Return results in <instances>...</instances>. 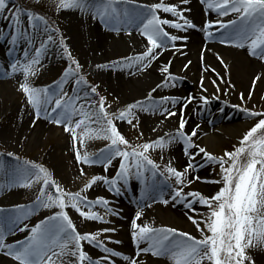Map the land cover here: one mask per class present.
Masks as SVG:
<instances>
[{"label": "snow or ice", "instance_id": "obj_1", "mask_svg": "<svg viewBox=\"0 0 264 264\" xmlns=\"http://www.w3.org/2000/svg\"><path fill=\"white\" fill-rule=\"evenodd\" d=\"M9 2L10 0H0V15L7 11ZM125 2L126 0H59L57 4V11L78 9L91 13L93 19H99L110 30L119 31L122 26L136 22L140 35L146 40V50L123 60L113 61L109 65L98 64L97 69L135 68L143 72L158 60L169 46L175 50L174 54L179 52L186 55L182 52V47L187 46L189 37L171 34L167 28L185 33L190 29L196 30L198 26L185 16V12L190 9L160 0L151 5H136L138 11L130 13L127 8L120 7ZM188 2L189 0H181V4ZM207 7L220 17L233 15L235 18L226 22L222 19L206 20L199 28L206 39L213 36L209 29L222 30L221 43L247 47L250 55L264 60V0H207ZM161 13L169 14L173 19L163 18ZM5 18L11 21L12 32L7 35L0 32V39H8L14 47L24 40L29 48H34L31 58L28 49H25L24 60L17 59L10 64L11 74L23 75L19 90L34 110L33 124L43 118L58 126L62 125L64 131L71 136L74 158L78 164L98 165L105 173L113 166L114 161L118 160L119 166L114 177L94 175L78 191L71 192L62 188L43 165L28 161L19 165L12 177V183L24 188H32L34 184L40 187L32 205L17 206L19 215L13 223L26 219L41 208L53 211L50 216L30 229L27 225L20 228L19 231H29V235L14 244L5 243L4 231L0 229V252L3 255L17 264H114L111 257H120L127 264H144L140 259L141 254L167 257L173 264H256L250 250L264 251V112L242 109L250 117H260L258 122L243 135L239 146L217 158L195 142L193 138L197 137L196 128L191 133L184 131L187 124L184 111L196 100L194 94L183 98L163 96L159 100L152 97V93L158 89L175 87L176 82L183 79L171 73V60L160 66L163 79L148 93L145 101H135L109 111L112 105L97 91L98 86L88 84L82 74L83 66L72 57L63 37L59 43L63 47L69 66L52 85L33 86L30 77L39 71L37 66L41 65L42 56L49 44L54 42L52 33L58 32V29L53 28L43 14H37L34 10L25 11L21 7H16L11 15ZM37 39L40 44L35 47ZM177 41L183 42L182 47H177ZM217 60L225 69L228 68L218 54ZM191 63L192 61L188 60L184 69L187 70ZM203 71L207 72L209 68L205 67ZM211 71L215 72V69ZM216 75L219 77L218 73ZM262 79L264 73L254 76L253 89ZM219 81L230 84V81H225L223 77H219ZM210 82L218 92V81L214 79ZM69 83L72 85L71 95L65 91V86ZM200 89L202 92L207 91L203 77ZM251 96L250 91L249 99ZM199 100L204 105L209 103V98L204 95H201ZM169 104L171 108L165 106ZM177 105L179 126L175 134L166 133L164 137L150 142L132 144L119 130L117 122L138 127V112L141 111L158 112L164 119L175 117L178 113L173 109ZM76 117L79 118L75 119ZM77 130L81 131L78 133ZM85 139H103L108 141V144L95 155L86 151L82 154L77 144L83 146ZM174 142H182L184 155L188 157L183 170L173 167L171 162L163 166L157 164L149 155L151 150H163ZM193 149L195 151H192ZM197 157H200L199 162ZM208 164L219 165L220 180H202L198 174L194 175ZM79 173L81 176L86 175L83 168L79 169ZM158 176L162 177V180L157 181ZM133 177L144 184V196L148 198H154L152 194L159 190L160 185L168 187L171 201L182 204L187 210L185 215L202 233L201 239L174 228L138 224L137 221L143 215L142 210H137L131 220V239L135 245V252L131 256L107 246L108 243L119 244V240L113 241L111 237L100 239L105 233L116 232L115 228L84 233L77 230L69 215V209L75 210L84 221L100 223L109 221L94 210L97 207L103 208L106 215L119 214L109 206L108 198L97 196L95 199H89L85 193L94 185L102 184L106 191L119 196L122 189H127ZM169 180L174 181V184H168ZM196 181L222 186L211 196H205L199 191L185 192V188H190ZM161 202L168 204L169 200L163 199ZM137 203L139 206L143 200ZM197 204L208 209L207 215L200 220L196 219ZM3 211L0 209V212ZM201 223L204 224L203 229L200 228ZM85 243L99 249L104 255L92 259L84 249ZM141 243H146L147 246L140 247ZM63 257H69L70 260L65 262Z\"/></svg>", "mask_w": 264, "mask_h": 264}, {"label": "rangeland", "instance_id": "obj_2", "mask_svg": "<svg viewBox=\"0 0 264 264\" xmlns=\"http://www.w3.org/2000/svg\"><path fill=\"white\" fill-rule=\"evenodd\" d=\"M167 1L169 3H175L182 8H186L185 6L187 5L181 4V0ZM58 2L59 0H10L7 11L3 15H0V26H5L2 32L6 35L12 32V27L11 21L9 19H6L5 17L11 15L12 11H14L16 7H21L25 11L34 10L37 14H43L48 20L49 24L53 28L58 29V32L52 33L54 42L49 44L46 52L42 56L41 65L37 66L39 68V71L35 76L30 77L31 84L35 87H47L49 85H52L55 81L60 79L63 71L69 66V61L64 54L63 47H61L59 43L60 38L63 37L64 44L71 52L72 57L78 60L79 63L83 66L82 74L85 76L88 84L92 86H98L97 91L100 93V95L105 96L108 100V103L112 105L109 111H114L118 108L124 107L126 104L140 101V98L141 100L143 99L142 101H145L146 99L144 98L143 93L140 95V93L131 94L123 92L122 94H120L118 92L117 86L119 80L117 81V78L126 73L130 75L137 72L135 68H96V64H94L90 59L91 57L87 53H83L84 47L81 44L80 39H78V34L76 33L77 29H80V26L78 25V18L76 15L77 13H79L78 9H75V11L73 10L74 14L70 12V9L57 11ZM63 11H67L69 14H63ZM234 18V16H215L216 20L222 19L225 22ZM26 26L27 22L25 19V27ZM181 33L182 32H178L175 29L171 31V34L174 35H178ZM41 35L43 36V34ZM39 44L40 40L37 39L35 41V47H38ZM25 49H28L29 58H31L34 55V48H29L28 44L24 40H21L14 47L8 42V39H0V85L10 82L11 79L8 75L9 70L7 69H9L10 64L15 60H24ZM11 54L14 56L13 59L10 58ZM177 54L178 52L173 56L176 58L172 59L177 60L174 66L177 67L178 72H176L175 75H177L178 77H182L183 79L178 80L175 87L169 86L165 87V89L173 88L183 90L187 92V96L190 94H194L195 96H197V94L193 92L194 84L192 80L194 79V81H196L198 78L195 75L189 74L188 69H184L185 64L181 60L183 59V57L180 53V55L177 57ZM126 57L128 56L124 54L123 56H112L107 58V62L103 63L102 65H109L113 61H120ZM3 64L8 66V68L5 69ZM113 71L115 73H113ZM22 82L23 75L21 74L20 83ZM19 84H17L11 91L7 88H0L1 91L6 90L5 92L7 93V95L5 94L6 98L3 101L0 100V131L6 130L7 128H12L14 125H16V121L18 119V110L28 105L25 95L19 90ZM71 88V83L65 86V91H68L70 95ZM263 90L264 85H260L259 83L256 84L254 89L252 87L250 90H245L242 87L236 88L235 86L230 85L227 88H222V90L220 88L218 92L212 85L211 90L203 92L201 94L199 93L200 96H207L209 98V103L207 105H204L202 104V102H200L199 97L196 98L198 102V108L197 110L194 109V119L196 123H199V125L202 127V131L198 132V137L193 138L195 142L201 147H205L217 158L223 156L226 151H233L235 147L239 146V141L242 139L243 135L247 131H249L250 128L254 126L260 118L250 117L246 114L245 111H242V109L264 112V94L262 93ZM250 91L252 92V96L249 99ZM142 92H145V90ZM241 94H243V99H241ZM217 96L219 97V99H216ZM147 115H151V112H138L139 125L135 128L128 125L127 123L117 122L121 133L132 144H143L145 142L156 140L159 137H163L160 133L152 132L150 130L149 117H147ZM78 118L79 117H76L75 119ZM227 119H239L243 121L244 125L240 132L235 133L234 136L229 135L224 136L223 138H217L218 140H216L214 143H205V132L209 134L210 132H212V134H215L216 131H219L218 128L221 129L223 127V124ZM49 125L51 128L46 132L36 130L26 133L23 131L24 134H21V136L17 138V142L14 143L11 141L9 142V140H5L0 136V163L14 169H17V167L19 165H22L25 161L43 165L52 173L53 178L58 184H60L62 188L67 191L76 192L81 187H83V185L87 183V181L92 176H94L92 167L95 166L78 164L74 158L75 152L73 150V141L70 134L64 131V127L62 125L58 126L51 122H49ZM77 131L79 133L81 130ZM141 133H143V135H141ZM107 144L108 141L103 139H85L83 146H80L79 144H77V146L80 147V151L82 154L86 151L89 154L95 155ZM192 151H195V149H193ZM9 153H11V155H9ZM149 155L150 158L157 164L163 166L168 162H171L172 166L176 167L175 165H173L172 154L166 148L163 150H151ZM116 162L117 164H114V168L112 166L114 170H117L119 166V161L117 160ZM80 168L84 169L86 175H80ZM198 173L201 174L200 177L202 178V180L217 181L221 178L220 167L217 164H208L204 168H201ZM156 180L160 181L162 180V177L158 176L156 177ZM137 181L140 182V191L144 193V184L140 180H137L133 177L130 180L127 189H122L121 195L116 196L112 193L107 194L106 198H108L110 201L109 206L115 212H118V215H106L104 209L100 207L94 209L95 211H98L102 216H104L105 219L109 221V223L84 221L83 218H81L75 210L69 209V215L75 223L77 230L81 233H84L96 232L103 228H115L116 232L105 233L100 237V239L111 237L113 241L119 240V244L108 243L107 246L114 250H122L124 253L129 251L130 249H126L127 246L123 238L122 222L124 213L122 212L123 203L121 199L123 198V195L127 194L125 192L133 191L136 194L135 196H137L136 189H138L139 187L137 186L138 183L135 184ZM149 183H151L150 179ZM167 183L174 184V181L169 180ZM221 186L222 185L220 184L204 183L202 181H198V183H194L190 188H185V192L199 191L205 196H211L214 195ZM39 187L40 185L38 184H34L32 188H24L20 187L19 185L14 186L16 191L14 197L4 200L1 203L0 209L4 211L0 212V220L2 219L3 227L7 229L8 226L11 231L10 234H6L5 236L6 244L10 243L11 237H19L17 241L24 240L29 235V231H19V229L24 228L25 225H27V228L30 229L31 227L39 223L38 221L40 220L38 219L40 218L41 214H46L44 213L45 209L41 208L33 214L29 215L26 219H21L20 221L13 224L10 223L15 220V217L17 215H19V212H17L16 210L18 205L30 206L33 204L38 194ZM162 189L163 191H165V195H168V198H170V189L166 186H164V188ZM5 192L6 190H1L0 196H2ZM157 192L153 193L152 195L156 196ZM85 195H87V193H85ZM144 199L145 198H143V196L134 198L135 202ZM5 201L6 203H4ZM119 202H121L122 205H120ZM196 208L197 220H200L204 215H207L208 209L206 207L197 204ZM186 211L187 210L185 208L179 209L180 215L176 218L161 215L158 218L157 225L174 228L179 232L196 235L197 239H201L202 233L198 231L197 227L187 218V216L185 215ZM189 214L191 215V213ZM200 228H204L203 223L200 224ZM205 234L207 233L205 232ZM84 248L95 250L97 253H99L98 257L104 255L99 249L93 248L86 243L84 244ZM250 252L254 255L256 264H264V251H261L260 249H251ZM62 259L67 260L70 258L63 257ZM111 259L114 262L121 260V258L119 257H111Z\"/></svg>", "mask_w": 264, "mask_h": 264}, {"label": "bare ground", "instance_id": "obj_3", "mask_svg": "<svg viewBox=\"0 0 264 264\" xmlns=\"http://www.w3.org/2000/svg\"><path fill=\"white\" fill-rule=\"evenodd\" d=\"M160 2V0H126L124 4L129 7L128 11L130 13H135L138 11L136 5H151L153 3ZM164 3H169L167 0H163ZM190 11L185 12V16H187L193 23H195L198 28L196 30L190 29L187 33L182 32L178 34L180 36L187 35L189 37L187 41V46L182 47L183 42L177 41V47H182V52L186 53V55H182L183 59H181L184 64L187 63L188 60H191L192 63L188 68L189 74L197 76V80L193 81L194 87L193 92L197 94V97H200V94L203 93L200 89V81L201 77H203L204 85L207 88V91L212 89V84L210 81L217 80L220 84V88H227L230 85L235 86L236 88L242 87L245 90H250L252 88V80L254 76L258 74L264 73V60H261L258 56H252L249 54V50L247 47H236L234 45L221 43V32L217 31L215 28L209 29L213 33V36L210 38H205L203 32L199 30L201 26H203L204 22L214 21L217 13L214 10H210L207 7V0H189L187 5L185 6ZM73 10L70 9V12L73 13ZM77 13L78 25L80 29H77L78 39H80L81 44L84 47L83 53H87L91 58V61L98 65L107 62V58L112 56L126 55L128 57L138 55L146 50V40L143 36L140 35L139 30L136 27V22H133L127 26H122L121 30L115 31L110 30L108 27L103 25L99 19H93L91 13H85L78 10ZM63 14H69L67 11H63ZM74 14V13H73ZM163 18L173 19L169 14L161 13ZM233 16V15H229ZM5 26H0V32L4 30ZM167 30L171 33L172 28H167ZM81 45V46H82ZM174 49L169 46L167 51H164L158 60L154 61L151 66L143 71H137L133 74H124L121 77L117 78L118 82V92L122 94L123 92L131 93V94H139L143 93L144 98L148 97V93L156 87L157 84L161 83L163 79V75L160 72V66L167 63L171 60V73L175 74L178 72L176 64L177 60L173 58ZM203 51V61H201V52ZM217 54L223 58L224 63L228 66L227 69L224 68L223 65L217 60ZM179 52L177 57L179 56ZM10 58L13 59L14 56L11 54ZM4 62V61H3ZM173 64V66H172ZM4 68L7 69L8 66L4 65ZM208 67L209 71L204 72L203 68ZM211 69H215V72L211 71ZM9 77L10 82L0 85V88H7L10 91L15 88L17 84L20 83V73L11 74V67H9ZM136 70V69H135ZM113 73H115L113 71ZM219 74V77H223L225 81H230L229 83L220 82L219 77L216 74ZM178 74V73H177ZM115 77V76H114ZM115 78V79H116ZM260 85H264V79L258 81ZM7 84V85H6ZM137 90V91H136ZM145 92H142L144 91ZM6 90H0V100L3 101L6 97ZM200 93V94H199ZM264 94V90L262 92ZM163 96L168 97H177L183 98L187 96V92L178 89H165V87L158 89L156 92L152 93V97L155 100H159ZM143 100V99H142ZM140 98V101H142ZM197 100H194L192 104H189L188 107L184 111V118L187 121L186 127L184 131L186 133H191V131L196 128L197 129V137L198 132L202 131V127L199 123H196L194 119V109L197 110ZM166 107L171 108V105H165ZM174 111H177L178 115L175 117H171L168 119H164L158 112L151 113V115H147L149 117V128L152 132L160 133L163 137L166 133L175 134L178 126H179V105ZM18 119L16 121V125L12 128H7L6 130L0 131V136L9 140V142H17V138L23 135L24 132L36 131L39 130L41 132H46L51 127L49 125V120L47 119H39L34 120V111L31 106L27 105L22 107L17 112ZM197 125L199 126L197 128ZM244 125V122L239 119H227L223 124V127L216 131L215 134L212 132H205V143H214L217 138H223L224 136H234L235 133H239ZM34 129V130H33ZM166 149L172 154L173 165L177 167L179 170H183L184 166L188 162V157L184 155L183 144L182 142H174ZM200 161V157H197V162ZM117 164L116 161L113 162ZM112 167L108 169L105 173L101 166L96 165L92 167V171L94 175H107L108 177H114L116 174V170ZM16 169L5 166L0 163V191L6 190V192L0 196V205L4 200H7L11 197H14L16 191L14 186L16 184L12 183V177L15 173ZM201 175L199 173H194V175ZM138 183V184H137ZM195 183H198L196 181ZM10 184V185H9ZM135 184L137 186L140 184L137 181ZM140 187V186H139ZM164 186L160 185L156 196L154 198H148L144 196V193L141 188L136 189V194L131 192H125L127 194L123 195L121 199L123 203V238L126 243V249H130L126 253L122 250H116L121 252L124 255H133L135 252V245L131 239V220L135 217V213L137 210H142L143 215L140 220L137 221L138 224H147L156 228H169L167 226H158L157 221L158 218L163 215L166 217L176 218L180 215L179 209L184 208L180 203H173L168 195H165V191H163ZM109 192L106 191L105 186L102 184L94 185L92 189L87 192V196L89 199H95L97 196L106 197ZM145 198L143 203L139 204L135 202L134 198L136 197ZM163 199H168L169 203L164 204L161 201ZM140 201V200H139ZM6 203V201L4 202ZM3 203V204H4ZM119 202L120 205H122ZM147 205H150L147 206ZM12 208V207H10ZM53 210L45 209V215L41 214L38 222L43 221L46 217L52 214ZM5 220V219H4ZM6 222V221H5ZM13 224V222H10ZM0 229H3L4 234H10V228L7 226V229L3 227L2 219L0 220ZM191 236L196 238V235ZM13 236V235H12ZM18 236V235H15ZM19 238V237H18ZM16 237H11V241L8 244H14L18 240ZM197 239V238H196ZM146 243H141L140 247H146ZM85 249V248H84ZM85 251L89 254V256L93 259L99 258L95 250L93 249H85ZM120 258V257H119ZM140 259L144 262V264H173V261L167 257H154L151 254H141ZM70 259L64 260L68 262ZM0 264H17V262L13 261L11 258L3 255L0 252ZM114 264H127L123 259L114 262Z\"/></svg>", "mask_w": 264, "mask_h": 264}]
</instances>
